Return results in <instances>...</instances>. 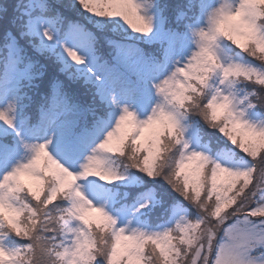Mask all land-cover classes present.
Segmentation results:
<instances>
[{"label": "snow or ice", "instance_id": "6c2138e0", "mask_svg": "<svg viewBox=\"0 0 264 264\" xmlns=\"http://www.w3.org/2000/svg\"><path fill=\"white\" fill-rule=\"evenodd\" d=\"M0 264H264V0H0Z\"/></svg>", "mask_w": 264, "mask_h": 264}]
</instances>
